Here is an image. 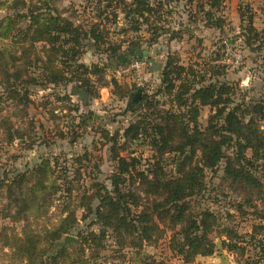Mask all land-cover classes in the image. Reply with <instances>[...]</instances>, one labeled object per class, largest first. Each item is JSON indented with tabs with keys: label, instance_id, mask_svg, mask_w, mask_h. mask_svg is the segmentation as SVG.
<instances>
[{
	"label": "rangeland",
	"instance_id": "374dc122",
	"mask_svg": "<svg viewBox=\"0 0 264 264\" xmlns=\"http://www.w3.org/2000/svg\"><path fill=\"white\" fill-rule=\"evenodd\" d=\"M135 1L0 0V264H25L17 252L25 236H38L44 247L46 232L69 213L70 232L46 254H57L56 264H183L184 254L174 244L184 252L179 233L197 232L198 225L195 230L189 221L172 226L170 211L159 219L154 201L168 211V195L152 199L142 193L152 186L154 166L160 164L163 182L172 178L173 162L181 156L169 151L182 138L190 142L181 172L201 170L197 204L185 205L184 216L193 222L208 210L211 216L203 225L202 218L196 220L197 234L215 246L209 256L188 255V262L264 264L255 247L264 240V220H259L264 218V189L234 182L221 166L210 171L202 165L201 150L220 140L216 129L222 119L217 115L223 105L199 107L183 88L178 90L181 84H227L234 90L231 104L264 99V0H220L213 13L221 29L201 11L208 9L202 0H143L155 12L144 18L136 14L142 7ZM58 18L72 19L84 30L95 26L102 40L96 51L92 46L82 49L78 63L85 72L74 78L76 73L65 69L68 82L51 84L52 68H61L58 45L53 49L30 39L36 28ZM134 44L140 49H132ZM112 53L118 56H106ZM167 61L171 79L162 85ZM135 62L146 67L131 68ZM76 80L87 84L88 95ZM138 90L139 102L147 100L130 105ZM117 158L127 164L136 158V170L121 175L119 189L125 195L132 191L124 200H139L137 212L148 211L150 225L129 223L130 204L131 212L119 215L127 218L120 229L105 225L103 216L115 220L110 214L114 208L98 210L100 200L106 205L117 200L113 177L126 168ZM143 226L148 239L138 231ZM89 232L98 238L87 249L80 238ZM228 234L240 239L232 252L221 244L228 242ZM66 236L73 240L61 247ZM14 249L16 256L7 257ZM61 249L64 256L58 255Z\"/></svg>",
	"mask_w": 264,
	"mask_h": 264
},
{
	"label": "trees",
	"instance_id": "16d2710c",
	"mask_svg": "<svg viewBox=\"0 0 264 264\" xmlns=\"http://www.w3.org/2000/svg\"><path fill=\"white\" fill-rule=\"evenodd\" d=\"M202 1L204 5L208 7V9L206 10V8L203 7V10L201 11H205L204 14L207 19H210V21L213 19L215 26L218 29H221L222 22L219 19L214 18L213 13V10L219 6L220 0ZM135 4H138L142 7L140 10H136V14L139 16V18H144L145 15L150 17L155 15L153 8L149 7L148 2L136 0ZM160 13L161 12H158V15H160ZM30 29L31 27H28V31ZM138 29V27L135 28L136 31ZM151 31L153 34H156L158 29L153 28ZM101 33V30L95 26L89 30H84L79 26H75L72 22V19L65 18H58V20L53 19L45 26L36 28L34 36L30 39V42H37L39 40L45 41L51 46V48L53 47V49L56 45H58L56 50L59 53V59H61V68L60 70L52 68L48 82L51 84L68 82L69 78H67L65 75V73L68 71L76 73L77 76H71L74 78H77L79 73L81 74L85 72L86 68L84 65L78 63L79 55L83 48L87 49L90 46H92L94 51H96L98 44L102 40ZM24 36L26 37L27 35ZM246 39L249 41L248 37ZM131 47L132 49H140L138 44H134ZM106 56L115 58L118 56V54L112 53ZM170 68V62L167 61L162 71V85H166L168 82H170L171 78H168V70ZM65 69H67V72H64ZM105 69H108L107 66H105ZM76 81L80 83V85L77 87L83 89L88 95L90 92L87 84H84L79 80ZM200 81H203L202 78ZM182 88L184 92L183 94L188 95V100L191 101V104L194 103L199 107H215V105L219 102L223 105V108L218 111L219 114L217 115L222 119L221 126L216 129L220 133V140L215 142V144L212 143L211 149L201 150L200 153L203 167L209 169L210 171H216L215 169H218L221 166L223 174L232 178L234 182H243L246 186L254 185V187L256 186L255 188L259 189V191L264 189V99L261 98V100L256 103H246L241 100L239 103L231 104L230 100L232 96H234V90L227 84H219V86L214 84H209L207 86L190 85V88H188L186 85H183L182 87L181 84L178 87V90L180 91ZM146 100L147 99L145 98V101ZM145 101L143 98H141V101L138 104L143 105ZM192 110L195 112L196 108H192ZM174 117L177 118V116ZM158 128H160V126H157L155 129L157 130V133L160 134L161 129ZM133 129H138V126H134ZM128 130H130V128ZM126 136H128V134L125 133V138ZM181 140V144L178 147L170 149L169 151L173 154H179V156H181V158H178L173 162V166H175L174 169L176 170L171 176L172 178L169 180V182H163L165 179L162 177L159 178L160 175H164L161 174L160 164L158 166L156 165L154 166V170L149 173V175L153 178L150 180L151 182H149V184L152 186L148 190L142 189V193L147 198L152 199H164V195H168L166 198L170 206V210L168 211L166 210L163 203L157 204V201H154L153 211H155V214L158 216V218L160 219V217L164 216L165 214L170 216L168 213L170 211L173 214L172 219L169 220L172 226L176 224L180 225L182 224V221H189L190 226L192 227L191 229L195 230V225H198L197 228L200 226V224L196 223V220L198 218H202L200 223L203 225L204 220H207V216H211V213L208 210L199 212L198 216L193 222H191L190 218L184 216L188 210L185 205L197 204L195 198L201 193V170L194 174L193 169L189 167L190 169L186 170L185 173L181 172L179 166L184 163V159L188 158V156H184L183 154L185 153V147L190 142L186 141L184 138ZM247 151L250 153L249 155L247 154ZM160 157L161 160L159 159V162L162 163L163 155ZM117 161L122 167L126 168L123 171L119 170L118 176L113 177V193L117 197V200H109V204L107 205L103 200H100V206L98 210H105L106 208L110 207L114 208L110 214L115 218V220L107 221L106 216H103L102 218L106 219L105 225L108 226L107 223H109V227H113L115 230L120 229L121 225L123 224L122 221L126 220L127 218L119 215H122L124 211L131 212V210L133 216L131 218V222L129 223L140 222L150 225L151 221L149 220L150 216L148 211L142 210L139 213L137 212L139 200H128L127 202L124 200V198L128 197L132 191H129V193L125 195L119 189L123 183L121 175H124L125 173L130 174L136 170V158L131 160L132 163L129 164L125 162L124 158H117ZM127 167L129 171L131 170L130 172L127 171ZM138 176H140L139 178L141 180H145L147 182L146 178L140 174ZM142 187L143 185L141 184V188ZM170 187L171 189H169ZM127 204H130L132 207L131 210ZM70 217L71 214L69 213L68 216L61 220L56 228L46 232V237L44 238V247L41 245L42 242H38V236L36 237L26 235L21 241L22 244H20L19 248H17L18 256L22 258V261H24L25 264H56L57 259L55 256H57V254L55 256H46V254L51 250L52 243L70 232ZM259 220H264V218H260ZM197 228L196 231L198 232ZM147 230L148 228L145 226L138 228V231L143 233L141 234L143 239H148ZM197 232L191 231L189 233H179L184 238V243H182L184 249L181 248V251L184 252H180L178 248L175 247L176 244H174V250L177 251L178 254L180 253V255L184 254L183 260H181V263L183 264H190V262H188V258H186L188 255L194 254V256H209L214 251V244L207 242L205 240V235H198ZM97 238L98 237L94 232H89L87 234L81 235L80 243L82 244L83 248L86 247L87 249H90L92 241H95ZM227 240L228 242L222 240L221 244L227 248L228 251L232 252L234 249L233 244L237 243V240L239 241L240 239H233V236L229 235ZM256 242V249H259L261 254L260 256L264 257V240H259ZM199 247H202V250H198ZM14 250L15 252H13L10 256L7 255V257L14 258V256L17 254L16 249ZM65 254V249H61L58 252V255L60 256H64Z\"/></svg>",
	"mask_w": 264,
	"mask_h": 264
},
{
	"label": "water",
	"instance_id": "95a60500",
	"mask_svg": "<svg viewBox=\"0 0 264 264\" xmlns=\"http://www.w3.org/2000/svg\"><path fill=\"white\" fill-rule=\"evenodd\" d=\"M145 53V52H144ZM139 100H140V90H138L137 94L132 98V102H131V105H137L139 103ZM71 240H73L72 237L70 236H66L65 239H64V242L63 243H60L59 245L61 247L65 246L66 244H68Z\"/></svg>",
	"mask_w": 264,
	"mask_h": 264
},
{
	"label": "built area",
	"instance_id": "2783aa9c",
	"mask_svg": "<svg viewBox=\"0 0 264 264\" xmlns=\"http://www.w3.org/2000/svg\"><path fill=\"white\" fill-rule=\"evenodd\" d=\"M142 66H145L146 67V64L144 63V62H135V63H133L132 65H131V68H140V67H142ZM128 70V69H127ZM117 73H119V72H117Z\"/></svg>",
	"mask_w": 264,
	"mask_h": 264
}]
</instances>
